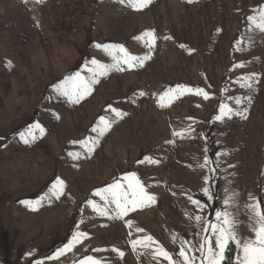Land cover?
Instances as JSON below:
<instances>
[{
	"label": "rangeland",
	"instance_id": "1",
	"mask_svg": "<svg viewBox=\"0 0 264 264\" xmlns=\"http://www.w3.org/2000/svg\"><path fill=\"white\" fill-rule=\"evenodd\" d=\"M261 9L264 0H150L140 10L132 0H0V264H167L156 248L198 245L216 211L232 215L242 241L254 238L246 205L264 207ZM145 32L152 47L137 39ZM119 46L150 58L117 68ZM77 73L91 91L73 102L61 90ZM101 116L111 127L98 135ZM131 173L155 199L119 216L93 193L126 186ZM77 230L86 238L65 247Z\"/></svg>",
	"mask_w": 264,
	"mask_h": 264
},
{
	"label": "snow or ice",
	"instance_id": "2",
	"mask_svg": "<svg viewBox=\"0 0 264 264\" xmlns=\"http://www.w3.org/2000/svg\"><path fill=\"white\" fill-rule=\"evenodd\" d=\"M150 0H132V6L136 10H140L145 6ZM262 15L260 21L256 24V27L264 31V9H261ZM250 21H255V17H249ZM145 37L150 38L145 40V46L152 47L155 43L154 34L152 32H145L142 37L137 39H144ZM97 47H103L105 51H108L109 48H116L117 46L112 45H97ZM119 51L123 53V56L120 58L113 57L116 59V66L119 68L121 61L128 64L129 66H134V63H143L144 60L150 58L145 57H136L132 56L122 47L119 46ZM96 66L97 69H100V74H103L107 70L106 65H100L96 60L91 62ZM95 73V69H90ZM66 86L61 90L63 95L69 96L70 99L75 98L73 102L80 99L83 95L91 91L88 82L81 78L79 73L74 77L69 76L66 78ZM70 86V87H69ZM178 88H183V86H178ZM187 91H192L190 89H185ZM197 94H202L205 99L208 98V94L203 92L201 89H195ZM143 95V93H141ZM167 95V93H165ZM239 103V100H237ZM112 111L118 117H122L123 113L119 112L116 109ZM220 111L222 115H229L231 109L226 110V106L221 104ZM216 119H221L220 116ZM39 129V125L35 126ZM111 127V122L106 120L105 117L101 116L99 124L97 127L93 128V132H98V135H103ZM42 132L43 130L40 129ZM27 142V141H26ZM84 145H87V141L83 142ZM95 144V142H93ZM92 149H88L91 151ZM70 155L78 158L79 153H70ZM148 162H152L151 158H147ZM208 161H205L206 166ZM127 181V185H122L119 182H114L110 184L107 188L100 189L93 193V195L101 196L105 201V205L115 204L116 208L119 210L117 215L123 216L127 214L130 210H135L138 205H142L146 202H152L155 198L151 195L146 194L145 186L142 184L140 179L136 176L135 173H131L129 176L124 177ZM210 180V177H205V183L207 184ZM65 187L62 180L57 179L50 189L51 196H55L57 199L63 195V188ZM204 196L207 200H213V194L210 187H205L202 189ZM43 199V198H42ZM191 202L197 206L198 210H202L205 205L201 202L200 199H193L189 197ZM252 201V198H249ZM31 203V202H28ZM35 203L39 204L40 201ZM94 210L99 211L101 215H107V211L100 209L98 205L94 204L92 200L87 202ZM232 197H227L223 204L227 208L231 206ZM131 206V207H129ZM246 208L249 211V220L254 222L250 223V230L254 234V238L244 239L243 241L238 238L235 231L237 222L232 217L228 211H216L215 217L216 222H208L204 226V236L202 237V242L197 244H192L184 239L178 241L179 247L176 253H170L168 250L164 249L162 246L157 247L155 252L156 255L162 260L167 261V264H264V207L261 206V202L256 200L252 201L246 205ZM197 223L202 221V217L199 215L195 216ZM131 226V222H128ZM137 232L143 231L142 229H136ZM86 233L77 232L73 233L72 240L65 246L71 248L75 243L80 242L82 238H86ZM147 242H153L154 238L147 236ZM174 242L176 238H174ZM133 248L137 244L144 243V241L134 240L131 242ZM230 245H233L236 250V255L234 260L229 259L228 253L231 251ZM113 251H118L117 249H112ZM62 252V249H58L55 257H58ZM122 256L123 253L121 252ZM54 257V258H55ZM179 257V258H177ZM39 264V262H38ZM80 264H100V261L94 260L92 257H86Z\"/></svg>",
	"mask_w": 264,
	"mask_h": 264
},
{
	"label": "trees",
	"instance_id": "3",
	"mask_svg": "<svg viewBox=\"0 0 264 264\" xmlns=\"http://www.w3.org/2000/svg\"><path fill=\"white\" fill-rule=\"evenodd\" d=\"M230 249H231V251H229L228 257H229V259L234 260L235 255H236V250H235L233 245L230 247Z\"/></svg>",
	"mask_w": 264,
	"mask_h": 264
}]
</instances>
